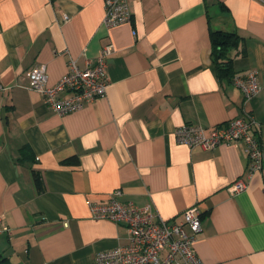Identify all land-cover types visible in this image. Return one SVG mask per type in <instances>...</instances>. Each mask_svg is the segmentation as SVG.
<instances>
[{
  "label": "crops",
  "instance_id": "obj_1",
  "mask_svg": "<svg viewBox=\"0 0 264 264\" xmlns=\"http://www.w3.org/2000/svg\"><path fill=\"white\" fill-rule=\"evenodd\" d=\"M105 1L0 0V254L11 264H94L127 235L93 219L86 201L119 189L122 201L150 204L168 221L197 206L200 264H264V163L247 178L241 144L205 151L175 137L184 124L207 133L252 113L264 159V0H128L130 21L113 28ZM211 30L242 38L232 68L257 73L250 100L218 79ZM108 43L104 98L57 115L28 89L31 67L52 86L70 59L84 68ZM240 178L246 189L231 195Z\"/></svg>",
  "mask_w": 264,
  "mask_h": 264
},
{
  "label": "built area",
  "instance_id": "obj_2",
  "mask_svg": "<svg viewBox=\"0 0 264 264\" xmlns=\"http://www.w3.org/2000/svg\"><path fill=\"white\" fill-rule=\"evenodd\" d=\"M62 19L67 21L68 17L65 15ZM130 19L128 0L105 1L106 27H115ZM112 52V45L108 43L94 62L85 61L84 68H79L76 61L70 59L68 71L52 86L47 85L43 67L35 65L25 72L28 89L38 92L57 115L80 111L105 97L109 86L106 60ZM232 85L241 91L244 101L250 100L261 89L257 73L253 71L235 75ZM175 137L178 143L190 149L205 151L222 145L241 144L247 159V178L263 167L262 138L258 124L250 114L244 113L242 117L216 125L207 133L198 125L184 124L175 130ZM246 187L243 179H236L228 187V192L237 194ZM121 198L122 192L118 189L103 203L86 201L93 219L122 225L127 235V245L96 253L94 264H200L193 247L201 232V215L197 206L182 211L179 220L168 221L150 204L139 206ZM2 230L7 229L2 227Z\"/></svg>",
  "mask_w": 264,
  "mask_h": 264
},
{
  "label": "trees",
  "instance_id": "obj_3",
  "mask_svg": "<svg viewBox=\"0 0 264 264\" xmlns=\"http://www.w3.org/2000/svg\"><path fill=\"white\" fill-rule=\"evenodd\" d=\"M209 38L211 60L214 64L216 75L221 82L232 85L235 73L232 68L233 58L231 53L239 47L242 38L235 31L231 32L223 30H211ZM63 163L76 164L77 159L71 158ZM32 181L36 192L42 193L44 186L40 174L33 171ZM0 264H11V262L8 257L0 254Z\"/></svg>",
  "mask_w": 264,
  "mask_h": 264
},
{
  "label": "bare ground",
  "instance_id": "obj_4",
  "mask_svg": "<svg viewBox=\"0 0 264 264\" xmlns=\"http://www.w3.org/2000/svg\"><path fill=\"white\" fill-rule=\"evenodd\" d=\"M124 24H125V23H124ZM112 28H113V27H112ZM46 82H47V81H46ZM230 82H231V81H230ZM107 88H108V87H107ZM37 93H38V92H37ZM251 114H252V113H251ZM251 114H250V115H251ZM259 134H260V133H259ZM259 172H260V171H259ZM193 245H194V244H193Z\"/></svg>",
  "mask_w": 264,
  "mask_h": 264
}]
</instances>
